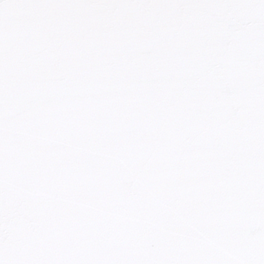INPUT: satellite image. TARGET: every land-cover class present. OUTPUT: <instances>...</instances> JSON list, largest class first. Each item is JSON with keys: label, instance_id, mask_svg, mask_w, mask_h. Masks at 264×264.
<instances>
[{"label": "snow or ice", "instance_id": "snow-or-ice-1", "mask_svg": "<svg viewBox=\"0 0 264 264\" xmlns=\"http://www.w3.org/2000/svg\"><path fill=\"white\" fill-rule=\"evenodd\" d=\"M0 264H264V0H0Z\"/></svg>", "mask_w": 264, "mask_h": 264}]
</instances>
